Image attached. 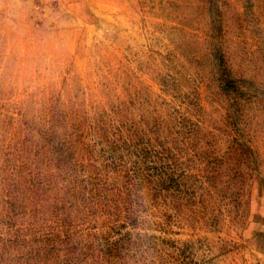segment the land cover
Segmentation results:
<instances>
[{
	"label": "rangeland",
	"instance_id": "374dc122",
	"mask_svg": "<svg viewBox=\"0 0 264 264\" xmlns=\"http://www.w3.org/2000/svg\"><path fill=\"white\" fill-rule=\"evenodd\" d=\"M0 264H264V0H0Z\"/></svg>",
	"mask_w": 264,
	"mask_h": 264
}]
</instances>
